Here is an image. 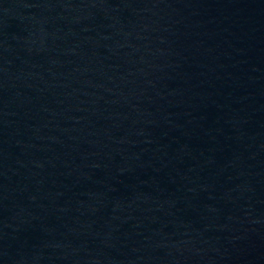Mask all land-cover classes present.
Masks as SVG:
<instances>
[{"label": "water", "instance_id": "1", "mask_svg": "<svg viewBox=\"0 0 264 264\" xmlns=\"http://www.w3.org/2000/svg\"><path fill=\"white\" fill-rule=\"evenodd\" d=\"M264 0H0V264H228Z\"/></svg>", "mask_w": 264, "mask_h": 264}]
</instances>
